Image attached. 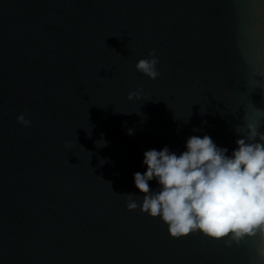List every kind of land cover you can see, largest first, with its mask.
I'll return each mask as SVG.
<instances>
[{
    "label": "water",
    "instance_id": "95a60500",
    "mask_svg": "<svg viewBox=\"0 0 264 264\" xmlns=\"http://www.w3.org/2000/svg\"><path fill=\"white\" fill-rule=\"evenodd\" d=\"M257 110L264 0H0V264H264L258 238H171L122 195L145 151L230 155Z\"/></svg>",
    "mask_w": 264,
    "mask_h": 264
},
{
    "label": "clouds",
    "instance_id": "9594fccd",
    "mask_svg": "<svg viewBox=\"0 0 264 264\" xmlns=\"http://www.w3.org/2000/svg\"><path fill=\"white\" fill-rule=\"evenodd\" d=\"M157 64L152 50L136 62L135 70L155 80L160 75ZM138 92L129 93L127 98L139 100ZM256 116V121L234 129L239 138L230 155L208 135L188 137L179 155L167 146L145 151L142 163L146 171L133 176L142 195L122 194L126 210L139 208L141 214L159 218L171 238L199 232L223 241L225 247L239 245L245 238H258L256 257L264 261V132L259 130L264 112L257 110ZM16 120L24 127L31 124L25 114ZM152 180L158 185L155 190L149 185Z\"/></svg>",
    "mask_w": 264,
    "mask_h": 264
}]
</instances>
